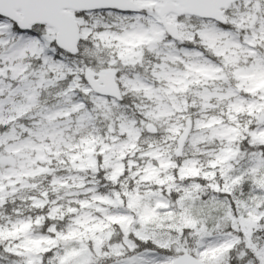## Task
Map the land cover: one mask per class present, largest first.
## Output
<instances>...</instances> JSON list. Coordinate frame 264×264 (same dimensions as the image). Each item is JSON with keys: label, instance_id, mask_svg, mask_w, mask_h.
<instances>
[{"label": "snow or ice", "instance_id": "obj_1", "mask_svg": "<svg viewBox=\"0 0 264 264\" xmlns=\"http://www.w3.org/2000/svg\"><path fill=\"white\" fill-rule=\"evenodd\" d=\"M0 264H264V0H0Z\"/></svg>", "mask_w": 264, "mask_h": 264}]
</instances>
